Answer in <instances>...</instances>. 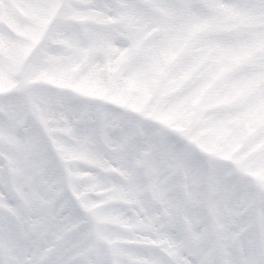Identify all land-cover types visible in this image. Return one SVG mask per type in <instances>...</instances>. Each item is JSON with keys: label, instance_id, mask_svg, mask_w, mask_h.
Listing matches in <instances>:
<instances>
[{"label": "rangeland", "instance_id": "1", "mask_svg": "<svg viewBox=\"0 0 264 264\" xmlns=\"http://www.w3.org/2000/svg\"><path fill=\"white\" fill-rule=\"evenodd\" d=\"M6 1L7 0H0V93L12 88L17 83L24 59L38 39L42 36L43 31L46 29L50 20L54 17L55 11L60 3V0H11L13 7H10ZM78 1L79 0H71L70 3L65 6L68 12L65 17V20L67 21L61 22L53 33V35H55L53 37V44H57V46L53 47L52 50L56 48L57 50L53 53L51 48L44 46V49L32 56L25 66L23 76L25 86L22 91L6 97L0 96V153H2L3 156H6L10 161L11 169H15L16 165L15 170L19 179L21 180L22 178L23 183H26L29 176L34 175L38 167V162L32 160L31 153L27 154L31 152L30 145L33 142V137L36 136V124L33 122V118L28 114L29 106L27 100H31V107L33 106V109L38 113V116L41 119H44V121L49 117L51 119L56 118L57 120H59L60 117L63 119V122L59 124H49L53 133L57 137L64 154L68 157L70 163L67 165H69L70 174L77 183H79V173L81 172V169L79 172V166L81 165L80 161L87 159L84 155L88 152H93L89 155L91 157L88 159L95 161V157H99L97 159L99 161L101 158L102 149L97 146L101 135L102 138L104 136L105 140H107V138L110 140L113 138L114 144L116 143L122 146L123 149L119 150L117 154H121L124 159L128 161L125 163V167L128 168V172L130 173L133 172L135 167L133 165V156L136 147H143L140 140L145 144V138L148 139V131L150 130L147 131V126H142L138 130L133 131L134 140L130 141V127L138 125V123L141 124L140 122H142L141 119L137 120L138 118L136 120L134 119L136 123H133L131 120L124 121L114 136L107 137L105 125L107 126V124L117 121V111L111 108L109 111L100 110L91 104L84 109V106H82L83 103H79V101L74 103L69 100V98H74V95L83 93V95L86 94V96L99 98L102 102L111 103L113 101L115 102L113 103V105H115L114 107L119 106L130 110V83L133 84L135 88H141L145 81L138 82L136 79H146V76L152 73L150 68L145 71H138L137 69L130 70V66L128 65L125 67L123 65L120 66L121 61L126 58L124 56H127L130 51L126 47H118L119 49H116V52H112V54H114L113 57H108L107 54H103L104 58L110 62V71L107 73L108 75L105 76L102 64L95 62V60L92 63V68L84 69L83 64H80L79 52L85 51L87 44L84 45L85 42L80 41L81 39L78 37L73 39L71 36L67 37V33H65L67 31L66 28H69V30L72 29L70 22L72 20L75 21L82 13V8L79 6ZM213 2L221 8L219 13L216 12V16L214 11H211V19H200L196 17L195 9L190 8L189 11L191 14L188 23L183 22L182 16L180 18L181 11L179 6L171 5L167 7L166 10L173 18L169 22V27L173 31L174 29L183 27L190 32L191 29H194L196 21L198 20L199 24L196 27H206L205 29L208 31L212 29L211 27L215 22L221 23L220 28H233L236 26L240 28L246 26L245 23H243L245 21L253 22L250 24H255V28L254 30H246L245 33L247 34V37L244 40L240 39L234 45L223 44L218 41L213 42L219 44V59H227L230 57V54H243L245 53L243 50L245 47L250 49L249 44L253 45V43H257L256 46H260L259 43L262 41L264 42V3H255L253 4L255 7L244 12L241 11L239 7L226 0H214ZM262 2H264V0H262ZM240 14L242 15V21L235 22L234 19L239 17ZM59 15H62V12ZM90 16L92 17L93 14ZM226 17L230 19L232 18V21L234 22L230 24L223 23L222 20ZM57 18L59 19L61 17L58 16ZM4 22L7 24H4ZM8 23L13 26V30L16 33L19 32V35L21 36L15 34L16 36L10 37L5 31ZM141 25V28L144 29V33L153 28L155 24L152 20H144L139 27ZM194 36L195 33L192 34L190 38H194ZM188 38L182 41V49H184L186 45L184 44V41L188 40ZM61 45L69 49L66 54L63 53V51H60L59 48ZM87 50L91 51L92 49ZM262 50H264V44L262 45L261 43V49L258 51ZM58 51H60V53H57ZM194 54L196 53L192 54V58H199V55L197 56ZM149 59L151 60L152 58L149 57ZM201 73H206V71ZM222 81L223 80H220V82ZM243 83L244 79L239 78L232 84L236 88H239L238 84L241 86ZM50 84L56 85L60 90H71L74 94L70 95L65 91H57L59 92V97H57V95H52L53 97L51 98V94L55 90L49 88ZM124 88H128L129 90L124 92ZM136 93L139 94L141 92L136 90ZM263 95L264 91L261 93V96H258L252 101V103L248 104V106L246 105L249 111H253L254 108L263 106ZM26 96L28 99H26ZM139 98L140 97L135 96L133 98L135 100L132 102L138 103ZM55 103L59 106L58 112L60 117L58 118L56 115H51L52 111L55 112L57 109V107L53 108ZM139 105L140 102L137 106ZM139 110L145 115L141 108L136 107L135 111ZM81 112L86 113L85 122L83 120V124H76L75 118L77 115L81 114ZM171 115L173 116L175 113L171 112ZM97 120L98 122L95 123ZM94 123L98 126V135L93 133V130L95 131V127L93 128ZM222 123L223 122L220 119L216 125L210 124V127H219L221 129ZM17 126L24 129L26 133L25 137L30 140L31 144L19 140L17 136ZM226 127H224L225 132L227 131ZM215 131H217L215 134L209 133L208 136L206 135L205 142L208 144V140H210L214 150L223 149L225 151H230L234 147L232 151L226 154L224 159L232 161L235 166L233 172L236 175L241 177L243 173L241 170L246 169L248 171L257 172V174L264 178V134L262 137L256 136L253 139L251 137L246 142L245 140H242L239 142L238 146H232L236 141H232L231 138L228 140L223 139L224 134H219L220 130L218 132V130L215 129ZM215 135L219 137H215ZM230 141L232 142L229 143ZM166 145L173 148L170 141H168ZM34 149H36V147ZM144 150L146 151L145 148ZM145 151L142 152L144 165L145 160L150 161L157 159L156 154H152L149 158L145 157ZM104 154L105 153H103V155ZM141 156V154H138L137 158L139 159ZM109 158L110 157H106V159ZM111 159H114V157H111ZM99 164H101V162H99ZM103 166L105 165H101L100 168L103 169ZM158 167L162 169L159 164ZM158 172V170L154 171L152 169L151 175L156 177V175L158 176L159 174ZM241 178H243V176ZM254 184L257 189H262V191H260L261 193H264V186H261V184L257 182H254ZM99 185L107 186L108 184L100 182ZM113 188L115 189L116 187L113 186ZM0 219V251H5L7 249V252H9L10 248L8 246L11 245L15 252V258H21L23 253L21 251L22 247L20 242L16 243L8 238V236H10L8 221L3 217ZM2 224L4 227H2ZM12 225L18 230L16 231L15 229L16 233L14 237L16 238L17 236V238H19L20 236L21 238L18 229L21 223L15 221ZM12 225H10V228H12ZM30 238H33V235H31ZM3 244L6 246L4 247ZM194 263L195 260L194 262L191 261L186 264ZM11 264H13V262H11Z\"/></svg>", "mask_w": 264, "mask_h": 264}, {"label": "trees", "instance_id": "2", "mask_svg": "<svg viewBox=\"0 0 264 264\" xmlns=\"http://www.w3.org/2000/svg\"><path fill=\"white\" fill-rule=\"evenodd\" d=\"M136 17L142 18L143 16L141 15ZM196 17L198 18L199 16ZM189 20L187 22H189ZM157 22L160 23V26L165 24V22H162L160 16L157 18ZM196 24H199L198 20L196 21ZM132 33L138 34V31H134L133 29ZM165 36L166 35L164 34L161 35L158 43L156 45H153V49H155V51L163 50V41ZM99 37L100 35H93L90 37V39H98ZM101 37H104L103 39L111 38L108 33L105 36L103 35ZM251 47L252 46H250V49ZM244 51L247 53V55H249L254 50L250 51L248 47H245ZM164 63V61L160 62L156 60L155 62H153V67L151 69L153 70L155 66V71L159 72L160 69L165 66ZM227 63L228 62L220 61L218 64L214 65L213 69L210 68L211 70L209 71V73H206L205 76L199 78V81H194V78L191 77L192 69H194L195 67H199V65L196 63V60L194 62L191 61L183 63L181 68H176L174 74V81L178 85L179 81H182L187 77L185 85L188 86L192 84L195 87V91L198 93V96H200L204 90H206L208 87H212L211 85L214 81H212L211 79V74L218 75L217 71L220 72L222 71V69H225L228 66ZM252 72L254 73L248 75V85L246 86L247 88H251L249 85L253 84L254 82H257L260 78H262L261 75H258L259 71L256 68L252 69ZM171 80L172 77L168 79V81L172 83ZM159 85L160 82L156 77L150 80L149 82V86L151 89L158 88ZM223 92L224 93L222 99L225 101L240 99V97L242 96L240 90L234 91V89H230L228 90V92L227 90H224ZM263 117L264 110H261L259 112V119ZM0 183L2 186L3 181L1 179ZM127 195V191L122 192V196ZM43 199L44 202L42 203ZM46 200V196L37 197L32 200L31 206H28L27 209H24L21 212V218L19 219L21 225L18 227L21 238L18 233L17 234L19 238H17V236L16 238L14 237L16 233V227H14L12 224L15 223V220L11 221L13 219L7 214H4L5 217L2 216L5 220L8 221L10 235L8 236V238L12 239L16 243L20 242V245L22 247L21 251L23 253V256L21 258H15L16 256L12 246H8L10 248L9 252H7L6 249L5 253H1L4 264H11V262H13V264H67L64 261H70L74 264L79 263L80 253L79 255H77L75 252L66 251V249L74 248L77 246H85L86 238L82 236L78 238L77 233H75L72 234L71 237H67L66 239L65 227L67 225H69L70 227H77L83 219L78 216V211H76V209L71 203H69L70 205L65 203L64 206H61L59 205V203H57L56 207L54 208V212L49 216L45 210ZM62 200L64 201L63 197ZM191 202L192 206H186V209L189 212L190 210L191 212L194 211L193 209L197 204L193 199L191 200ZM233 204L230 205L232 206L230 208L226 204H218V217L220 215L226 216V214L231 216L226 221L214 220L215 222L211 223L210 225H208L206 222L199 223V227L202 232H209V234L212 233L213 235L221 231L229 232L228 236H224L222 238L220 237V240L216 239L214 246H211L210 248H202L207 252L206 255L207 257L209 256L208 259L212 261V264H225V253H230L233 256L231 257V261L241 260L244 257L254 258L258 253L259 247L262 242V237H264V221H262L259 225H256L254 224L253 220H251V217H246L242 220H238L237 216L241 215L243 212H239V205H236L233 208ZM128 208L131 212H133L130 216V227H135L138 231L148 229L153 230L152 228H158L157 230H166L165 228H162L164 226V223L160 222V220H165L158 219V214L156 213V211H154L155 214L152 219H148L144 216L141 218L138 217L139 213H142L143 209L145 208L144 201L143 203L139 202V204L130 205L128 206ZM11 209L13 214L19 215V210L17 209V207L12 205ZM233 209L234 211L232 213ZM111 213L112 211L109 212V215ZM68 216L71 218V221L68 220ZM175 222V220H173V222L166 221L165 227L167 228V230L184 231L185 226V229L187 230L189 229V225H192L190 221L179 222L180 224L177 223V225L175 224ZM10 225H12V228H10ZM2 227H4L3 224ZM80 227H84V225H81ZM258 228H260V231H258ZM16 231L18 230L16 229ZM31 235H33V238H30ZM50 240L51 242L49 243ZM65 240L67 242L65 253H54L53 258H51L52 256H48L49 254H51L49 249L53 241L57 242L58 246L62 248L64 246ZM3 245L4 247L6 246L5 244Z\"/></svg>", "mask_w": 264, "mask_h": 264}, {"label": "snow or ice", "instance_id": "3", "mask_svg": "<svg viewBox=\"0 0 264 264\" xmlns=\"http://www.w3.org/2000/svg\"><path fill=\"white\" fill-rule=\"evenodd\" d=\"M97 264H102V262H97ZM113 264H123V262L116 259ZM144 264H167V262L160 259H152L145 261ZM230 264H264V237H262L258 253L254 258L244 257L241 260L230 261Z\"/></svg>", "mask_w": 264, "mask_h": 264}, {"label": "bare ground", "instance_id": "4", "mask_svg": "<svg viewBox=\"0 0 264 264\" xmlns=\"http://www.w3.org/2000/svg\"><path fill=\"white\" fill-rule=\"evenodd\" d=\"M22 79H20V81L18 82V84L15 87V90H20L22 88Z\"/></svg>", "mask_w": 264, "mask_h": 264}]
</instances>
